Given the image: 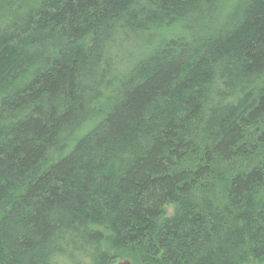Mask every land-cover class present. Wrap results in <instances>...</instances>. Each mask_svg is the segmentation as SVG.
I'll return each mask as SVG.
<instances>
[{
	"label": "trees",
	"instance_id": "trees-1",
	"mask_svg": "<svg viewBox=\"0 0 264 264\" xmlns=\"http://www.w3.org/2000/svg\"><path fill=\"white\" fill-rule=\"evenodd\" d=\"M229 1L42 0L0 29V264L264 256V0Z\"/></svg>",
	"mask_w": 264,
	"mask_h": 264
},
{
	"label": "rangeland",
	"instance_id": "rangeland-1",
	"mask_svg": "<svg viewBox=\"0 0 264 264\" xmlns=\"http://www.w3.org/2000/svg\"><path fill=\"white\" fill-rule=\"evenodd\" d=\"M42 0H0V29L11 23L15 18L21 17L24 14H26L30 9L35 7L38 3H40ZM235 0H231V3ZM231 3L229 1V6L227 7L226 11H229L231 8ZM189 37L188 31L185 29L184 24L182 22H178L174 25H171L169 27H165L161 30L160 36L157 40L153 41V43L150 45L148 49L153 48L157 42L160 40L171 37ZM158 44V43H157ZM136 50H132L131 48H124V53H121V60H122V68H126L130 63L131 65L134 63V59H137L139 57L138 52H135ZM146 49H142V53L140 56H143ZM129 55V56H127ZM125 63V64H124ZM92 123H88L86 125V129L90 128ZM174 204L169 203L165 206V216H171L174 212ZM260 222L256 226V234L259 237H262L264 240V211L260 217ZM256 235V236H257ZM257 236V237H258ZM259 240V239H258ZM254 244H257L258 242H253ZM263 247H260L259 250H262L260 252H263ZM259 254V253H256ZM262 255V253H260ZM255 256V254L249 257L248 260L244 264H264V256ZM117 259L115 263L117 264L122 259H130L128 257L127 251H117ZM133 264H142L139 261L135 262L133 261Z\"/></svg>",
	"mask_w": 264,
	"mask_h": 264
},
{
	"label": "water",
	"instance_id": "water-1",
	"mask_svg": "<svg viewBox=\"0 0 264 264\" xmlns=\"http://www.w3.org/2000/svg\"><path fill=\"white\" fill-rule=\"evenodd\" d=\"M117 264H133L130 259H122Z\"/></svg>",
	"mask_w": 264,
	"mask_h": 264
},
{
	"label": "bare ground",
	"instance_id": "bare-ground-1",
	"mask_svg": "<svg viewBox=\"0 0 264 264\" xmlns=\"http://www.w3.org/2000/svg\"><path fill=\"white\" fill-rule=\"evenodd\" d=\"M127 259V258H126ZM116 264V263H115Z\"/></svg>",
	"mask_w": 264,
	"mask_h": 264
}]
</instances>
